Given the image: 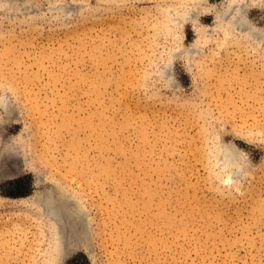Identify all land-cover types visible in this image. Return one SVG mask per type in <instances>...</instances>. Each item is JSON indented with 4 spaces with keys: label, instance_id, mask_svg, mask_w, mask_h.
<instances>
[{
    "label": "rangeland",
    "instance_id": "374dc122",
    "mask_svg": "<svg viewBox=\"0 0 264 264\" xmlns=\"http://www.w3.org/2000/svg\"><path fill=\"white\" fill-rule=\"evenodd\" d=\"M260 32L264 0H0V264H264Z\"/></svg>",
    "mask_w": 264,
    "mask_h": 264
},
{
    "label": "bare ground",
    "instance_id": "6f19581e",
    "mask_svg": "<svg viewBox=\"0 0 264 264\" xmlns=\"http://www.w3.org/2000/svg\"><path fill=\"white\" fill-rule=\"evenodd\" d=\"M234 2V1H233ZM241 11V10H240ZM239 11V12H240ZM234 12V11H233ZM233 14H235V13H233ZM241 15V14H240ZM239 15V16H240ZM230 16V15H229ZM228 16V17H229ZM233 17V16H232ZM231 17V18H232ZM240 18H241V16H240ZM237 21V20H236ZM235 22V21H234ZM259 29V28H258ZM252 31H253V29H251ZM258 32V31H257ZM260 33H263L264 34V32H260ZM259 38V37H258ZM8 105V104H7ZM10 106V105H9ZM11 107V106H10ZM13 107V106H12ZM10 109V108H9ZM14 111V110H13ZM12 111V112H13ZM13 118V117H12ZM1 123V122H0ZM2 125V124H1ZM3 129V128H2ZM1 130V129H0ZM3 137V136H2ZM3 141V140H2ZM10 148V147H9ZM5 153V152H4ZM12 154V153H11ZM229 153L227 152L226 153V155H228ZM232 155H233V153H232ZM234 156V155H233ZM1 170V169H0ZM239 170H240V168H239ZM9 170H7V172H8ZM20 171H21V169H20ZM17 174V173H16ZM55 188V187H54ZM54 192V191H53ZM53 198L51 199L52 200V202H51V204H50V208H49V211L52 213V214H54V215H57V214H59V213H61L62 212V210H63V205L64 204H70V202L68 201L69 199L67 198V196L65 195V193H64V191H59V192H57V193H55L53 196H52ZM66 207V206H65ZM84 226H86V225H84ZM62 229H63V231H62V238H63V240L65 241L66 240V237L68 236V235H70L71 237H74V236H76V235H78V233L80 232L79 230H78V226H77V222L74 220V218H69V219H65L64 221H63V227H62ZM87 231H88V229H87ZM74 240V239H73ZM72 240V241H73ZM71 242V241H70ZM73 242H75V241H73ZM76 245V244H75ZM74 245V246H75ZM79 246V245H78ZM73 249V248H72ZM72 249H70V250H72ZM66 250V249H65Z\"/></svg>",
    "mask_w": 264,
    "mask_h": 264
}]
</instances>
